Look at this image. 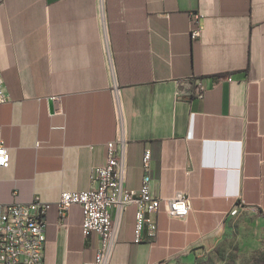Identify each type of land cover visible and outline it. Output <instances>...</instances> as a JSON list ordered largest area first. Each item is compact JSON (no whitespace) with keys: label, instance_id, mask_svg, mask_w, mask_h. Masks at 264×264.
Segmentation results:
<instances>
[{"label":"crops","instance_id":"1","mask_svg":"<svg viewBox=\"0 0 264 264\" xmlns=\"http://www.w3.org/2000/svg\"><path fill=\"white\" fill-rule=\"evenodd\" d=\"M0 71V203L52 204L45 264H95L82 207L62 217L56 203L106 161L115 80L126 187L151 152L152 193L187 194L191 209L160 211L155 239L137 242L128 206L110 264H264V0H0ZM196 78L204 95L182 93Z\"/></svg>","mask_w":264,"mask_h":264},{"label":"built area","instance_id":"2","mask_svg":"<svg viewBox=\"0 0 264 264\" xmlns=\"http://www.w3.org/2000/svg\"><path fill=\"white\" fill-rule=\"evenodd\" d=\"M200 27L193 31L199 36ZM189 96L204 95L199 78L182 90ZM181 93V94H182ZM113 95L117 118L116 137L107 144L104 164L92 169L94 186L89 189L63 191L56 206L62 217L68 215L72 205L78 204L84 212L82 228L85 234L95 232L99 245L95 254V264H110L120 232V214L130 205L136 206V241H153L158 233L156 214L165 211L170 218H185L191 209L187 194L162 198L151 191V152L144 154L146 175L138 189L125 185L127 176V156L129 139L123 113L121 88L115 80ZM9 100L6 85L0 71V104ZM11 164L10 148L0 141V168ZM52 207L51 203L35 198L28 204L0 203V264H45L46 246L45 222L43 216ZM116 208L112 217L110 209ZM237 209L232 210L235 213Z\"/></svg>","mask_w":264,"mask_h":264},{"label":"water","instance_id":"3","mask_svg":"<svg viewBox=\"0 0 264 264\" xmlns=\"http://www.w3.org/2000/svg\"><path fill=\"white\" fill-rule=\"evenodd\" d=\"M50 109L51 111H54V103L52 99H50Z\"/></svg>","mask_w":264,"mask_h":264},{"label":"bare ground","instance_id":"4","mask_svg":"<svg viewBox=\"0 0 264 264\" xmlns=\"http://www.w3.org/2000/svg\"><path fill=\"white\" fill-rule=\"evenodd\" d=\"M236 212H237V211H236ZM236 212H235V213H236ZM235 213H232V214H235Z\"/></svg>","mask_w":264,"mask_h":264}]
</instances>
